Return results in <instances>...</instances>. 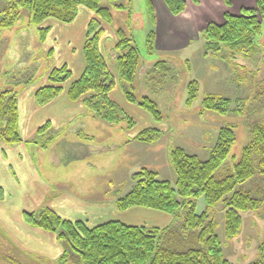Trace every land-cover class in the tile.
<instances>
[{
    "label": "rangeland",
    "instance_id": "rangeland-1",
    "mask_svg": "<svg viewBox=\"0 0 264 264\" xmlns=\"http://www.w3.org/2000/svg\"><path fill=\"white\" fill-rule=\"evenodd\" d=\"M155 1L159 5V1ZM160 1L165 5L164 0ZM100 3L110 7L113 14L111 27L104 24L107 37L101 45L109 67L116 74L117 51L114 49L113 31L123 28L133 36L140 52V66L133 91L139 101L143 96L153 99L162 113V120L153 119L137 102H129L118 77L113 95L124 96L127 103L117 102L135 121L131 128L126 121L109 123L93 118L85 107L74 119L62 123L59 108L28 105L29 124L25 128L19 125L21 135L27 138L12 145L0 139V143L21 150L15 167L7 165L10 164L8 158L6 163L0 160V185L7 190L5 204L0 205V264H60L58 258L51 256L52 245L49 243L33 241L31 237L22 241L26 236L20 237L25 248L16 242L18 232L9 231L19 226L16 224L18 215L22 214L27 223L25 227H30L32 224L24 216L38 214L51 207L73 219L78 206L105 204L107 207L109 204L103 209L102 214H105L110 203L131 189L134 184L132 174L142 168L156 171L159 180L169 181L174 186L176 174L170 164L169 151L181 147L205 160L216 142L220 127L232 126L236 141L224 163L225 172L239 159L242 148L248 143V126L264 121V24L261 34L252 39V48L246 51L248 55L226 45L212 44V49L233 51V65L211 52L205 53L201 29H190L189 24L185 25V39L165 38V34L160 33L157 45L161 48L155 47V54L148 55L146 35L154 29V22L145 1L133 0L131 22L126 9H116L109 0H100ZM6 4L7 1L0 0V11ZM192 9L195 12V8H189V13ZM87 11V8L80 7L77 18L71 23L53 18L45 20L42 26L50 30L42 42L35 26L29 23L28 12L21 10L13 26L0 32V93L10 90L21 98L33 87L46 84L50 67L62 63H67L70 68L73 66V78H77L81 73L77 71L78 67L84 62L81 45L85 40ZM201 16L206 20L210 12L204 9ZM160 17H163L161 13ZM175 22L181 28L187 21L177 19ZM161 24L167 26L163 18ZM157 61H164V64L153 69ZM192 80L198 82V92L192 105L187 106V84ZM70 82L68 80L64 87ZM207 94H220L230 99L227 112L220 114L203 108L201 101ZM59 100H62V95ZM52 115L59 125L53 122L45 132L38 134V126ZM146 127L159 131L155 141L144 143L132 137ZM79 132L89 137H81ZM49 136L53 137L51 142L42 146ZM2 157L6 158L3 153ZM17 167L20 170L18 173ZM247 185L258 193L260 189L259 195H264L261 177H256ZM1 194L4 195V191L0 188ZM70 198L76 205L73 211L65 209ZM205 206L203 198H199L197 212H202ZM211 212L217 222L216 233L225 258L233 264H249L256 260L260 245H264V201L258 208L242 213L241 230L233 238L225 236L222 204L213 207ZM119 213L131 218V224L148 227L164 226L172 221V215L146 207ZM102 219L100 217L93 222ZM57 243L63 246L61 241ZM76 258L70 253L66 262H75Z\"/></svg>",
    "mask_w": 264,
    "mask_h": 264
},
{
    "label": "trees",
    "instance_id": "trees-1",
    "mask_svg": "<svg viewBox=\"0 0 264 264\" xmlns=\"http://www.w3.org/2000/svg\"><path fill=\"white\" fill-rule=\"evenodd\" d=\"M5 1L7 4L0 11V32L12 27L21 10H26L29 23L35 26L42 42L50 30L42 26L48 18L71 23L77 18L80 7L91 11L93 16L87 23L82 48L84 69L67 86V96L72 101L86 96L82 101L85 109L106 122L126 121L129 128L134 126L135 121L108 96L116 87V78L101 45L106 37L104 24L111 27L113 22L110 7L102 5L100 0ZM109 1L116 9H126L130 19L132 0ZM144 1L154 22L152 2ZM164 2L174 15L183 12L186 6L185 0ZM263 24L264 0H257L254 8H243L239 14L227 11L222 23L209 22L201 29L205 53L211 52L233 65V51L212 49V44L226 45L248 55L246 51L252 48V39L261 34ZM113 34L117 75L126 99L137 102L156 121L162 120L158 104L148 96L137 100L133 91L140 66V52L133 38L123 28H117ZM154 38V30L151 29L146 35L148 55L154 54ZM163 64L164 61H157L153 69ZM71 76L72 69L67 63L52 65L46 74V84L36 88V102L44 105L59 96ZM198 86L196 80L187 84V106L194 102ZM229 103L230 99L220 94H207L201 101L203 108L220 114L227 112ZM48 128L46 122L37 129V133L42 134ZM248 130V143L242 148L239 159L225 172L224 163L236 141L232 126L220 127L216 142L205 160L181 147L169 151L170 164L176 174L174 186L169 181L159 180L157 172L147 168L132 174L134 184L125 195L114 201L116 208L124 211L140 206L166 212L172 215V221L164 227L130 225L119 220L90 226L82 220L64 219L49 208L24 217L33 226L54 233L63 243L62 254L58 257L60 264H233L224 256L211 209L222 204L225 236L233 238L241 230L242 213L258 208L264 201V195H259L260 189L258 193L247 185L256 177H261L264 182V121L250 124ZM79 134L88 137L83 132ZM158 135L157 129L144 128L135 139L152 143ZM52 138L47 137L41 145L46 146ZM0 139L7 145L23 141L19 131L18 97L10 90L0 93ZM199 198H203L206 205L202 212H197ZM70 253L77 260L67 263ZM249 264H264V245H260L258 257Z\"/></svg>",
    "mask_w": 264,
    "mask_h": 264
},
{
    "label": "crops",
    "instance_id": "crops-1",
    "mask_svg": "<svg viewBox=\"0 0 264 264\" xmlns=\"http://www.w3.org/2000/svg\"><path fill=\"white\" fill-rule=\"evenodd\" d=\"M158 1H159V5L156 4L155 0H151L152 5H153V10H154V29H153L154 30V34H155L154 47H156L157 49L161 48L160 46L157 45V43H158V41L160 39V33H162V32L165 34V38H173V37H175L177 39H185V35H186L185 34V31H186L185 25L189 24L190 25V29L192 27L193 28L196 27V29L197 28L198 29H202L209 22H215V23H219L220 24V23H222L224 21V13L225 12L228 11V12H230L232 14H239L243 8H254L255 5H256V1L257 0H227L228 1L227 3H226V0H185V2H186L185 9H184L183 12L179 13L178 15L172 14L169 11V9L166 6V4L163 5L164 3H162V1H160V0H158ZM207 2H208V4H207ZM132 3H133V0H132ZM132 7H133V5H132ZM189 8H195V12H193V9H192V12L189 13V11H188ZM204 9L206 11L210 12V16H208V18H207L209 20H207V19L203 20L202 19L201 12ZM87 12H88L87 13V21H86V24H85L86 27H87V23H88L89 19L93 16V13L91 11H87ZM131 13L132 14H131V17H130V22L132 21V16H133V13H134V7H133ZM160 13L163 15V17H160ZM161 18H163L164 21H166L167 26L161 24ZM177 19L179 21H183V22L186 20L187 22L186 23L184 22V26L180 28L179 26H176L175 20H177ZM210 19H211V21H210ZM131 37L133 38V36H131ZM83 42H82V45H81V49L83 48ZM156 48H155V51H156ZM162 48H164V47H162ZM164 49H166V47ZM155 51H154V54H155ZM81 52H82L81 56L83 57V51H81ZM72 67L73 66H71V69H72ZM83 69H84V62L82 64V66L78 67L77 71H81V73H82ZM110 70L112 72L111 68H110ZM81 73H80V75H81ZM112 73L115 76V78L118 77L117 71H116V74H114V72H112ZM73 74H74V71L72 69V76L69 79L70 81L75 80V79H77L80 76L79 75L77 78H73ZM116 84H117V80H116ZM36 88H37V86H35L32 89L26 91L24 93V95L21 96V98L18 97L19 125L22 126V128L27 127V123L29 124V120H30V117H29L30 114L28 115V113H27V106L28 105H33V107H34L35 105H39L36 102V99H35ZM114 89L111 90L108 93L109 98L111 100H113L118 105H119V103L117 102V100L118 101L120 100V102H122V103L126 102L125 99H124L125 95L124 96L123 95L122 96L121 95H116V96L113 95ZM61 95H62V100L57 101L60 98ZM85 97L86 96H83L80 99H78L77 101H72L67 96V87L66 88L64 87L62 93L59 96L55 97L54 99H52L51 101H49L48 103H46L44 105H48L52 109L54 107L59 108L61 110V112H62L61 121H62V123H64V122H67V121H71L72 119H74V117H76L77 114H79V113L84 111V105H83L82 101H83V99ZM56 101L58 103H55L54 106H53L52 104L54 102H56ZM57 105L59 107H57ZM39 106H43V105H39ZM92 117L93 118H99V117H95L93 114H92ZM54 118L55 117L53 115L48 117V118H46L45 121L38 126V128L40 126H42L44 123H46V122L49 124V127L53 124V122H54V124H57L58 122H55ZM21 122L23 123L22 125H21ZM57 125H59V124H57ZM146 128H153V127H146ZM142 129H144V128H142ZM141 130H139V131H141ZM23 131H25V129H23ZM139 131H137L135 134L132 135V137L134 139H135V136L138 134ZM32 133L33 132L31 130V134ZM20 134H21V132H20ZM21 137H22V139H24V138L26 139L27 138V136L25 137V136H22V135H21ZM88 137H89V135H88ZM135 140H137V139H135ZM144 143H146V142H144ZM3 145L4 144L0 143V160L6 163L7 162V158H8L9 159L8 162L10 164H7V165L15 167V163H16V160H17V155L20 154L21 150L17 149L16 147L13 148V146L10 147V146L4 145L5 147H3ZM18 145H20V144H18ZM2 153H3V155L6 156L5 159H4V157H2ZM7 165L5 166V170L7 168ZM18 169L19 168L17 167V173L20 172V170H18ZM20 175H21V173H20ZM0 188H1L2 191H4V195L3 194L0 195V205H3V204H5L3 202L6 200L7 190H3V186H1V185H0ZM38 200L41 201L42 198L39 197ZM108 205H107V207H106L105 204L104 205H101V204H97V205H83V207L78 206L76 208L77 210L75 212L76 213V217H74V218L72 217L73 219H71V218H69L67 216H63L62 214L58 213L56 210L52 209V207L49 208V209L53 210L60 217H62L64 219H68V220H71V221L82 220V221H85L90 226L97 225V224H99L101 222H104V221H107V220H119V221H121L123 223H126V224L139 225V224H131L129 222L131 218H128L125 215L121 216L120 214H123V213H119L118 214V212H125V211L127 212L129 210L134 209V208L135 209L140 208V206H133V207H130V208L124 210V211H120V210H118L116 208L115 203H110L111 206L107 210V213L108 212L109 213L108 214L107 213L102 214L103 213V209L104 208H108ZM75 206L76 205L73 202V199H71V201L69 203H67V207L65 206V209H67L69 211H73ZM140 214H142V213H140ZM145 214L146 215H151L150 213H145ZM100 217H103L104 220L102 219L101 221L93 222V221H95V219H99ZM16 224H19V226H15L14 229H12V230H10L11 228L8 226L7 229L10 230L9 232H11V231L18 232L19 236L17 235V238H15V240H16V242L19 245H22L25 248V245L22 244L21 240L23 241L24 239H27L28 237H31L33 241L43 240V241L49 243L50 245H52V246H50L51 249H52V251H51L52 252V254H51L52 257L58 258L62 254V246H61V244L57 243V241H59V240L57 239V237H56V235L54 233L46 231V230H44L42 228H39L37 226L30 225V227H25L27 225V223L24 222L22 214L18 215ZM142 225L146 226L144 224H142ZM164 226H166V225H164ZM164 226L154 225V226H151V227H164ZM146 227H148V226H146ZM22 236H26V237H23V239L20 240V237H22ZM53 247H54V249H53Z\"/></svg>",
    "mask_w": 264,
    "mask_h": 264
}]
</instances>
